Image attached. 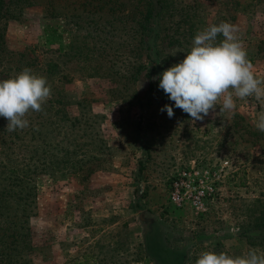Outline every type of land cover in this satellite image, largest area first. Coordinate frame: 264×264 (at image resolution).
Returning a JSON list of instances; mask_svg holds the SVG:
<instances>
[{
  "label": "rangeland",
  "instance_id": "obj_1",
  "mask_svg": "<svg viewBox=\"0 0 264 264\" xmlns=\"http://www.w3.org/2000/svg\"><path fill=\"white\" fill-rule=\"evenodd\" d=\"M25 1L4 0L0 79L30 68L47 78L51 97L41 112L28 114L23 130L7 131L0 117V193L10 208L0 213V264H195L203 251H264V132L252 142L256 135L241 139L232 128L234 120L235 129H255L264 102L237 100L234 115L210 111L194 122L158 87L159 75L185 57L196 33L222 21L237 26L264 79V0L169 1L153 61L138 57L151 88L142 75H127V36L107 37L100 55H71L70 42L76 52L83 43L102 45V38ZM50 63L57 64L53 71ZM91 68L98 74L86 75ZM166 104L172 118L160 111ZM83 156L91 157L86 169L77 165ZM194 167L220 175L216 194L203 211L175 208L171 176ZM25 193L29 207L18 198ZM15 228L26 233L17 244Z\"/></svg>",
  "mask_w": 264,
  "mask_h": 264
},
{
  "label": "clouds",
  "instance_id": "obj_2",
  "mask_svg": "<svg viewBox=\"0 0 264 264\" xmlns=\"http://www.w3.org/2000/svg\"><path fill=\"white\" fill-rule=\"evenodd\" d=\"M237 33V26L230 22L210 24L196 33L185 57L158 77V87L194 122L202 121L210 111L220 116L234 115L237 100L254 98L264 102V79L256 74ZM220 35L223 39L218 40ZM50 97L47 78L30 68L0 79V117L7 120L6 130L27 128L28 114L41 112ZM165 110L172 118V105L160 109ZM253 123L258 131L264 132V111L258 113ZM195 264H264V251L250 248L242 255L203 251Z\"/></svg>",
  "mask_w": 264,
  "mask_h": 264
},
{
  "label": "trees",
  "instance_id": "obj_3",
  "mask_svg": "<svg viewBox=\"0 0 264 264\" xmlns=\"http://www.w3.org/2000/svg\"><path fill=\"white\" fill-rule=\"evenodd\" d=\"M42 1L43 4L42 2H39V0H26L25 4H41L44 7L45 14L51 17L61 18L67 24L71 23L76 30H79V32H86L87 36L95 34L99 36L98 38H102V45L95 44L93 47H88L83 43V46L78 47L76 52L72 51L74 44L73 42H70L68 50L71 52V55L85 54L88 56L93 55L94 52L99 53L98 55H100L103 53L102 49H105V46L103 45H106L107 37L121 35L127 36L128 41L126 46L128 52L131 53L127 54L129 60L125 63V66L127 67V75L129 77L131 76V78L142 75V77L148 79L149 88L153 87L154 82L151 80V73L143 63L139 62L138 57L142 53L149 62L153 61L150 50L152 48V42L157 35L156 27L160 25L164 13L168 11V3L171 0H63L62 4H55V0ZM129 2L132 4V8L128 7ZM4 7V0H0V22L6 15ZM184 15L186 16V14ZM182 21L183 24L187 23L190 25L188 29H192L190 20L184 18ZM54 32L55 30H52V33ZM1 36L2 32L0 27V38ZM53 67H57V64L50 63L49 71H53ZM151 68L155 69L156 67L151 66ZM91 69L92 72L88 70L86 75L98 74V68ZM239 117L244 119L243 116L239 115ZM137 125H139V122ZM237 125L238 122L233 120L232 128L234 133L237 134V137L242 139L244 133L248 132L256 135L255 140H251L252 142L259 140V134L262 133L261 131H258L256 128L250 131L249 125L247 124L242 125L239 129H235ZM80 147H82V144ZM90 159V156H83L81 159L77 160V165H81L79 166L80 169L84 165V168L86 169V167L90 165ZM94 169L95 168H91L90 170L88 169V171H94ZM22 182L24 181L21 178L19 183ZM1 193L0 198L2 199L0 200V209L2 210L0 213L5 214V206H7L5 211H8L10 208H8V205L6 204V200L8 199L7 195ZM18 198L22 199L23 203H25L23 206L29 207L33 202V199H31V196L27 193H25L24 196H18ZM24 211L25 207L22 208L21 216L25 215ZM14 231L15 232L11 234L13 240L12 243L17 244L20 241V238L24 237L26 233H21L20 228H15ZM2 242H4V240Z\"/></svg>",
  "mask_w": 264,
  "mask_h": 264
},
{
  "label": "built area",
  "instance_id": "obj_4",
  "mask_svg": "<svg viewBox=\"0 0 264 264\" xmlns=\"http://www.w3.org/2000/svg\"><path fill=\"white\" fill-rule=\"evenodd\" d=\"M219 179L216 172L200 168L178 170L170 179L169 202L175 208L189 205L196 211H203L206 202L214 198L217 191L215 181Z\"/></svg>",
  "mask_w": 264,
  "mask_h": 264
}]
</instances>
